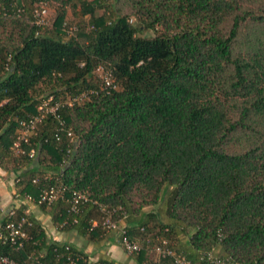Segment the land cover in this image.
Instances as JSON below:
<instances>
[{
  "label": "trees",
  "instance_id": "trees-1",
  "mask_svg": "<svg viewBox=\"0 0 264 264\" xmlns=\"http://www.w3.org/2000/svg\"><path fill=\"white\" fill-rule=\"evenodd\" d=\"M51 1L52 24L48 11V25L36 27L31 4ZM5 23L0 169L16 174L13 200L65 187L36 206L58 230L91 241L110 234L92 227L101 222L93 202L101 204L124 219L114 235L121 247L123 236L138 245L130 255L122 249L140 264H175L156 247L191 264H264V0H0ZM45 103L61 104L59 119L47 115L15 153L19 123ZM73 191L88 199L78 215L69 213ZM161 204L163 218L154 210ZM14 209L0 213L1 256L116 264L49 240L23 205ZM21 218L26 237L13 244L5 226Z\"/></svg>",
  "mask_w": 264,
  "mask_h": 264
},
{
  "label": "built area",
  "instance_id": "built-area-1",
  "mask_svg": "<svg viewBox=\"0 0 264 264\" xmlns=\"http://www.w3.org/2000/svg\"><path fill=\"white\" fill-rule=\"evenodd\" d=\"M47 12H48V9L46 7V4H40L36 7V9L33 12V17H34L33 24L36 27H45L48 25V21L46 18ZM65 30H67L66 33L68 34V36H74V31L76 30V28H68V29L65 28ZM102 80H103V83L105 84V87L110 88L114 86L109 73L102 72ZM80 99H81V95L78 97L76 96L72 98L71 100H69L67 102V105L72 106L75 102H77ZM60 107H61V104L59 103H55L54 106H50V107L47 105V103H45L37 109V115L33 116L27 121L20 122L19 123L20 128L18 130V133L12 145L13 151L17 154L21 152L22 144L28 142V137H30V135L33 134V132L36 129V126L42 120H44L47 115H52L56 119H59L58 110ZM59 127H60V131L65 132L66 135L71 138V142H72L74 139L72 131L65 128L62 121L59 122ZM29 155L30 157H32L34 155V151L31 150ZM65 190H66L65 187H51L49 189L42 190L37 200H34L31 196H23V199L26 203H30L34 205H41V204L50 205L55 200L62 197ZM17 196L18 195H15V197ZM87 201L88 199L83 194L73 191L71 193L69 213H71L72 215H78L80 212L79 206L81 204H84ZM93 204L97 206V208H99L101 211V218H100L101 222L99 224L97 221H93L92 222L93 228L97 227L98 225H101L102 229L106 230L108 233H113V234H115L116 232L121 230V228H123L124 219L120 221H114L113 211L106 209L104 206L96 202H93ZM14 210H15L14 208H10L4 213L0 210V213L2 215L13 216ZM23 224H26V218H21L20 221L16 223L8 222L7 225L5 226L6 229L9 230V240L11 243L14 244L16 242V239L26 237V234L22 229ZM122 247L124 251L129 255L134 252H139L140 250L138 245L129 241L126 236H123L122 238ZM66 250H68V248H66ZM152 251L160 254L162 257H165V256L171 257L174 260L175 264H191L184 257L180 255H175L170 249H163L162 247H156ZM208 259H211V256H209ZM67 260H68L67 264H76L75 260H71L69 258ZM213 262L215 264L216 263L226 264L224 262H220L219 260L218 261L214 260ZM0 263L16 264L13 261L1 255H0Z\"/></svg>",
  "mask_w": 264,
  "mask_h": 264
},
{
  "label": "crops",
  "instance_id": "crops-1",
  "mask_svg": "<svg viewBox=\"0 0 264 264\" xmlns=\"http://www.w3.org/2000/svg\"><path fill=\"white\" fill-rule=\"evenodd\" d=\"M15 178V173L0 169V210L3 213L10 208L23 205L25 212L40 222L49 240L56 243L71 244L84 252L91 261L104 260L116 264H140L136 259L124 253L113 233L97 241H91L79 235L75 230L60 231L54 225L49 209L43 211L42 208L34 204L13 200L12 195L16 190Z\"/></svg>",
  "mask_w": 264,
  "mask_h": 264
},
{
  "label": "rangeland",
  "instance_id": "rangeland-1",
  "mask_svg": "<svg viewBox=\"0 0 264 264\" xmlns=\"http://www.w3.org/2000/svg\"><path fill=\"white\" fill-rule=\"evenodd\" d=\"M56 5H57V3L55 2V1H51V2H49L48 4H46V7H47V9H48V11H49V17H48V19H49V22H50V24H52V22H53V20H54V18L56 17ZM31 6L33 7V8H35V6H38V2H33L32 4H31ZM97 11H96V14L97 15H101L102 13H103V9H96ZM84 19V21L86 22V21H88V19H89V17L88 16H86V17H83ZM65 20L70 24V25H72V26H75L74 25V23L75 22H77V19L75 20L74 19V15H73V13H72V11L71 10H69V9H67L66 8V17H65ZM51 26V25H50ZM11 28V24H9V23H5V24H2L1 26H0V32H1V34H2V37H0V42L2 41V40H4L5 38H4V36H5V33L6 32H9L8 30ZM48 29H51V27H49ZM96 77H97V80H99L100 82L102 81V71L101 70H99V69H97L96 70ZM98 81V82H99ZM148 210H152L151 208H149ZM154 210L156 211V212H158L159 214H160V216L163 218L164 217V206L161 204V205H159V206H157V207H155L154 208ZM143 254V253H142ZM151 255H154V253H151Z\"/></svg>",
  "mask_w": 264,
  "mask_h": 264
}]
</instances>
